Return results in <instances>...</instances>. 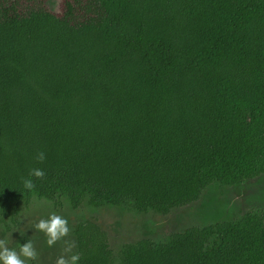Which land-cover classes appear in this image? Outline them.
<instances>
[{"label":"trees","instance_id":"obj_1","mask_svg":"<svg viewBox=\"0 0 264 264\" xmlns=\"http://www.w3.org/2000/svg\"><path fill=\"white\" fill-rule=\"evenodd\" d=\"M263 174L264 0H0L2 216L33 194L167 214ZM74 233L78 264H115L96 222ZM117 257L264 264V210Z\"/></svg>","mask_w":264,"mask_h":264},{"label":"rangeland","instance_id":"obj_2","mask_svg":"<svg viewBox=\"0 0 264 264\" xmlns=\"http://www.w3.org/2000/svg\"><path fill=\"white\" fill-rule=\"evenodd\" d=\"M59 3L60 0H48L54 11L58 10ZM250 209L264 210V174L232 185L213 182L202 191L199 199L176 207L167 214L140 211L131 203L93 206L87 198L80 206L74 207L66 195L48 199L33 194L30 200L21 201L17 220L0 214V239L6 240V246L18 253L20 244L30 239L38 253L37 260L31 264H56L58 257L69 255L64 251L69 244L73 245L72 254H77L74 233L77 224L93 221L108 233L115 264H118L117 254L125 243L145 238L161 241L169 234L189 227L234 220ZM52 213L67 219L69 233L49 247L45 234L33 229V225ZM20 233L26 235L21 236Z\"/></svg>","mask_w":264,"mask_h":264},{"label":"clouds","instance_id":"obj_3","mask_svg":"<svg viewBox=\"0 0 264 264\" xmlns=\"http://www.w3.org/2000/svg\"><path fill=\"white\" fill-rule=\"evenodd\" d=\"M39 160L44 159V154L41 152L37 157ZM30 175L37 178H42L44 172L41 169H33ZM24 187L26 189H31L33 187V181L31 179L24 180ZM33 229L38 230L45 234L47 237V245L49 247L53 246L57 241L64 238L69 233L68 221L66 218L52 213L47 219H40L33 225ZM21 236L26 235V233H20ZM7 241L0 239V264H31V262L36 261L38 253L33 246L30 239L27 242L20 244L19 253L14 248H9L6 246ZM73 245L69 244L65 247V253L69 255L67 257L60 256L56 260V264H78L79 255L72 254Z\"/></svg>","mask_w":264,"mask_h":264}]
</instances>
